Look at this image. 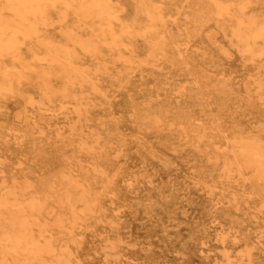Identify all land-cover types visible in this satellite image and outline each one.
<instances>
[{
  "label": "rangeland",
  "instance_id": "obj_1",
  "mask_svg": "<svg viewBox=\"0 0 264 264\" xmlns=\"http://www.w3.org/2000/svg\"><path fill=\"white\" fill-rule=\"evenodd\" d=\"M105 1L132 28L126 46L82 53L99 92L78 83L64 96L61 67L36 63L30 46L25 55L36 71L10 66L23 77L0 94L2 178L32 190L67 172L97 187L104 215L75 230L78 245L92 254L90 264H229L228 255L232 264H264V215L257 210L264 200L263 122L234 91L220 98L211 88L205 98L195 88L203 66L214 76L224 72L229 89L240 88L264 58H249L225 21L200 30L194 23L199 0ZM140 3L162 6L167 23L145 30ZM249 9L264 16V0H250ZM51 34L63 41L59 31ZM44 69L53 72L48 88L37 73ZM151 100L167 101L182 125L143 124ZM204 127L222 149L241 155L245 174L227 171L224 159L215 164L214 146L194 142L200 138L191 134ZM85 141L93 151L82 149ZM250 250L251 258L243 257Z\"/></svg>",
  "mask_w": 264,
  "mask_h": 264
},
{
  "label": "bare ground",
  "instance_id": "obj_2",
  "mask_svg": "<svg viewBox=\"0 0 264 264\" xmlns=\"http://www.w3.org/2000/svg\"><path fill=\"white\" fill-rule=\"evenodd\" d=\"M249 5L250 0H199L194 23L203 28L209 22L225 21L232 29L235 44L238 41L242 51L255 61L264 58V16L252 13ZM138 11L148 16L145 30L155 29L158 23H167L162 6L142 4ZM123 24L131 23L121 21L118 8L105 0H0V94L10 90L15 79L23 77V72L13 74L10 66L21 69V65L27 71H36L35 64L30 63L25 55V48L29 46L36 63L48 62L51 67H61L66 83L64 96H68L70 88L78 83L91 84L92 89L99 92V86L93 82L92 70L83 68L80 62L81 55L85 52L83 55L95 56L101 53V49L114 51L126 46L132 25ZM55 30L63 37L62 42L51 34ZM225 57L228 55L221 53V58ZM150 61L152 58L148 63ZM201 72L195 88L203 91V97L210 96L211 88L220 98L225 92L234 91L239 104L249 108L264 126V63L256 65L252 77L240 88L232 86L229 89L223 79L224 72L214 76L205 66L199 69ZM37 73L44 80L43 86L48 88L53 72L44 69ZM150 104L141 115L143 124L154 127L182 125L181 119L175 121V114L170 111L167 101L151 100ZM81 111L79 109V113ZM35 117L36 114L31 115V119L35 120ZM63 129L59 127V131ZM261 133L264 135V130ZM229 134L221 132L226 138ZM191 136L200 138L195 143L206 142V145L214 146L215 164L224 159L227 171L245 174L241 155L233 147L222 149L221 141L208 136L205 127L198 128ZM89 144L85 141L82 149L93 151ZM2 167L0 160V264H90L92 254L78 245L75 230L81 223L89 225L91 217L99 219L104 215L103 195L97 187L78 181L73 174L60 172L31 190L3 179ZM238 197H234L236 202ZM252 206L256 211V203ZM258 206L257 210L264 215V200ZM232 235L237 238L235 232ZM259 241L264 244V234ZM252 255L250 250L243 257L250 259ZM230 259L228 255L229 264H232ZM249 261L253 264L251 259Z\"/></svg>",
  "mask_w": 264,
  "mask_h": 264
}]
</instances>
